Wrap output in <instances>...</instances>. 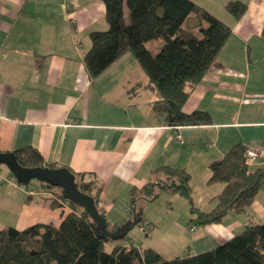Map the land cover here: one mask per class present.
I'll list each match as a JSON object with an SVG mask.
<instances>
[{
	"label": "crops",
	"instance_id": "obj_1",
	"mask_svg": "<svg viewBox=\"0 0 264 264\" xmlns=\"http://www.w3.org/2000/svg\"><path fill=\"white\" fill-rule=\"evenodd\" d=\"M192 1L227 24L231 36L182 109L206 111L212 124L174 130L152 110L155 92L131 53L90 77L83 56L89 33L108 27L102 0H0V152L30 147L54 168L93 175L103 184L98 207L109 227L132 219L130 190L153 181L162 166L185 170L193 205L212 210L211 199L223 185L208 183L209 164L236 143L264 151V0ZM229 1L246 5L239 20L226 11ZM126 12L124 7L125 21ZM191 17L186 21L195 20L199 31L204 24ZM263 166L264 156L251 169ZM149 203L135 206L142 218L137 229L144 221L151 225L141 230L145 234L136 246L165 259L195 255L264 223V178L246 212H229L219 223L190 224L189 211L157 235L164 220L148 214ZM67 211L66 204L50 208L42 190L0 183V216L11 215V227L18 230L39 223L58 226ZM169 211L170 218L175 211ZM155 238L166 246L158 247Z\"/></svg>",
	"mask_w": 264,
	"mask_h": 264
},
{
	"label": "trees",
	"instance_id": "obj_2",
	"mask_svg": "<svg viewBox=\"0 0 264 264\" xmlns=\"http://www.w3.org/2000/svg\"><path fill=\"white\" fill-rule=\"evenodd\" d=\"M108 27L89 33L90 47L83 56L92 78L106 71L126 53H131L148 78L156 99L152 110L162 116L166 126L176 130L184 126H206L212 118L206 111L183 112L191 90L210 67L231 36V28L192 0H102ZM127 10L128 21L123 17ZM226 11L239 20L246 5L229 1ZM196 15L204 24L196 35L183 24ZM264 41V27L261 32ZM162 40L157 53L147 47L151 41ZM247 145L236 143L225 155L209 164V184L223 185L211 200L212 210L202 212L192 203L189 175L185 170L162 166L154 171L155 179L140 190H130V207L140 222V201H152L160 191L178 193L187 199L190 223L205 225L219 223L229 212L244 213L253 203L264 178V166L251 169L244 162ZM18 164L24 168L49 167L42 156L30 147L14 152ZM79 191L91 197L98 207L103 184L91 174H75ZM38 189L56 188L37 181ZM60 189V188H58ZM61 191V189H60ZM50 200V208L67 205L58 226L34 224L18 230H0V264H264V223L246 227L225 243L199 254H187L172 259L163 258L150 247L112 240L96 230V221L79 204L64 200L60 192L57 200ZM139 222V223H140ZM114 233L120 226L109 227ZM113 244L105 250V246Z\"/></svg>",
	"mask_w": 264,
	"mask_h": 264
},
{
	"label": "water",
	"instance_id": "obj_3",
	"mask_svg": "<svg viewBox=\"0 0 264 264\" xmlns=\"http://www.w3.org/2000/svg\"><path fill=\"white\" fill-rule=\"evenodd\" d=\"M0 165H4L9 170L18 185L25 186L32 180H36L52 187L60 188L64 200L79 204L83 207L89 216L96 221L95 229L97 231L100 230L102 234L107 235L114 241L122 239L140 222V219L133 215L131 220L119 226L114 233H107L105 219L98 215L94 200L78 190L74 175L66 168H24L18 164L13 152H0Z\"/></svg>",
	"mask_w": 264,
	"mask_h": 264
},
{
	"label": "rangeland",
	"instance_id": "obj_4",
	"mask_svg": "<svg viewBox=\"0 0 264 264\" xmlns=\"http://www.w3.org/2000/svg\"><path fill=\"white\" fill-rule=\"evenodd\" d=\"M201 1L206 3V4L210 3V0H201ZM126 14H127V12H126ZM191 16H192L191 18H197L196 15H191ZM198 20H199V18H198ZM127 21H128V17L126 15V22ZM184 27H189V29H191L193 31V33L196 35L199 34V31L196 30L197 29L196 28L197 22L193 19L186 21L184 23ZM160 44H162V40L151 41L150 43H147V47L153 53H157V51L159 50L158 46ZM11 176L12 175L10 174L9 170L4 165H0V180H1L0 183L2 185H10V186L12 185L18 189H21V185H18L16 182H15V185L9 182V179ZM38 187H39L38 182L36 180H32L28 185L22 186V190L23 189L24 190H33V189H38ZM41 190L43 192H45L47 194V196H49L48 198H51L53 200H55V199L57 200V198L61 192L60 189H58V188H51V189H44L43 188ZM138 203L139 202H137V204ZM188 205H189V203H188L187 199H185L180 194L170 193L168 191H160L158 196L155 199H153L151 201V203H149L150 209L148 210V214H151V216H154V215L160 216L161 215L162 219L164 220V223H166V226H164V223L160 224V228H158L156 234L161 235L162 233H165L169 228L167 226V225H169V221H170V223H172V221H174L175 219L179 220L180 217L187 216L189 213V206ZM169 207H172V208L167 209ZM169 210L175 211L174 215H172L170 218H169L170 215L167 214L168 212H170ZM0 222H2V223H0V230L6 229L8 227H11V225H13V220H12L11 215H9V216L6 214L1 215L0 216ZM144 234L145 233H143L141 230L137 229V226H136L133 230H130L127 233L125 239L131 240L132 242L135 243V245H140V241H141L140 239L143 238ZM156 242L158 244H160V245L157 244L158 247L163 248L164 246H166V244L162 245V243L155 238V243ZM108 249H109L108 245H106L105 250H108Z\"/></svg>",
	"mask_w": 264,
	"mask_h": 264
},
{
	"label": "built area",
	"instance_id": "obj_5",
	"mask_svg": "<svg viewBox=\"0 0 264 264\" xmlns=\"http://www.w3.org/2000/svg\"><path fill=\"white\" fill-rule=\"evenodd\" d=\"M178 128H176L177 130ZM175 138L180 142L182 143L181 141V136L179 133H176L175 135ZM264 156V151L262 149H260L259 147L255 146V145H249L246 147V150H245V154H244V162L245 164L248 166V167H252L256 160L259 159L260 157H263ZM1 181V180H0ZM9 182L14 184L15 185V179L11 176L10 179H9ZM22 186L21 185V189H22ZM32 193V192H30ZM128 213H131V209L128 208L127 209ZM141 230L143 232H146L148 227H149V222L147 221H144L142 224H141ZM195 227L194 226H191L189 228V231L192 232L194 231Z\"/></svg>",
	"mask_w": 264,
	"mask_h": 264
}]
</instances>
